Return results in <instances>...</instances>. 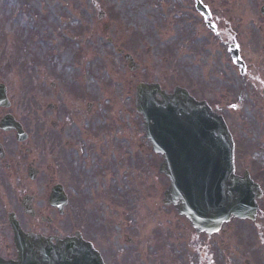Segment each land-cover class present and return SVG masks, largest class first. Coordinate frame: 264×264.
<instances>
[{
	"label": "rangeland",
	"instance_id": "obj_1",
	"mask_svg": "<svg viewBox=\"0 0 264 264\" xmlns=\"http://www.w3.org/2000/svg\"><path fill=\"white\" fill-rule=\"evenodd\" d=\"M192 1L0 0V84L10 103L0 118L11 114L41 146L36 203L52 220L41 233L79 231L114 264H133L124 254L140 262L151 258L143 264H154L163 251L179 256L182 236L188 240L192 232L162 206L168 186L158 173L162 158L152 152L135 112L134 89L141 82L186 88L207 102L229 128L237 171L255 182L264 176V0H201L208 20ZM120 50L139 65L137 72L128 71ZM70 93L75 97L67 105ZM9 140L0 133V142ZM68 165L79 179L71 218L45 204L49 178L65 186ZM1 186L6 217L11 207ZM21 189L28 194L16 184L12 194L21 197Z\"/></svg>",
	"mask_w": 264,
	"mask_h": 264
},
{
	"label": "water",
	"instance_id": "obj_2",
	"mask_svg": "<svg viewBox=\"0 0 264 264\" xmlns=\"http://www.w3.org/2000/svg\"><path fill=\"white\" fill-rule=\"evenodd\" d=\"M136 101L153 151L165 155L159 172L171 184L164 194L166 205H173L196 230L208 234L231 214L241 217L249 213L243 208L251 202L246 190L254 187L247 180L239 184L231 175L232 144L220 117L178 89L168 96L155 85H141ZM0 106L7 107L1 86ZM0 128L20 134L10 118ZM11 227L19 252L15 264H102L91 246L80 240H55L52 245L50 240L24 235L15 222L11 221Z\"/></svg>",
	"mask_w": 264,
	"mask_h": 264
},
{
	"label": "flooded vegetation",
	"instance_id": "obj_3",
	"mask_svg": "<svg viewBox=\"0 0 264 264\" xmlns=\"http://www.w3.org/2000/svg\"><path fill=\"white\" fill-rule=\"evenodd\" d=\"M41 124L37 123L33 126L37 133H39L38 129ZM8 135L14 136L15 134L10 133ZM38 145L28 138L23 143L11 139L9 143L0 146V152L4 155V159L0 160V186L2 183L3 186L1 187L7 190L8 205L12 207V210L20 211V215H16L19 225L25 232L32 234H40V231L44 232L45 227L49 231L52 225V220L48 216L47 218L43 216L37 204L39 203L37 196L40 190L39 179L41 175L35 161L39 147H41L39 143ZM29 170L33 171L31 178L37 176L34 180H31ZM243 174L244 172H235L237 176ZM257 183L259 191L254 218L231 219L213 236L199 235L192 231V235L188 237V240H185L186 237L182 236L180 252H177L179 256L174 257L173 252H166L163 253L167 255L164 260L155 261L154 264H264V178L258 179ZM15 184L22 185L28 194L23 196L24 190L21 189V198L13 195L11 188ZM49 184L51 186L54 184L52 177L49 178ZM49 184L46 190H49ZM67 190L69 195L67 194L66 208L68 209L69 218H71L72 211H75V206H78L77 201L75 202L70 195L72 192L77 193L78 191L77 180L72 175L67 178ZM23 197H26L27 203H22ZM23 207L29 209L30 215L23 212ZM49 209L47 211L55 212V210ZM2 212L0 199V260L14 261L17 259V252L13 245L12 232L7 218L5 222ZM3 221L4 223H2ZM47 236L51 235L47 234ZM112 254L114 256V253ZM124 256H128V258H125L127 261L139 264L135 254H124ZM105 259L103 258V260ZM150 260L145 259L144 262L140 263H148Z\"/></svg>",
	"mask_w": 264,
	"mask_h": 264
},
{
	"label": "bare ground",
	"instance_id": "obj_4",
	"mask_svg": "<svg viewBox=\"0 0 264 264\" xmlns=\"http://www.w3.org/2000/svg\"><path fill=\"white\" fill-rule=\"evenodd\" d=\"M76 122L77 123H81L82 122V118H79V119H77L76 120ZM111 136V135H110ZM108 139H102V140H100V145L102 146V145H104V142H106Z\"/></svg>",
	"mask_w": 264,
	"mask_h": 264
},
{
	"label": "snow or ice",
	"instance_id": "obj_5",
	"mask_svg": "<svg viewBox=\"0 0 264 264\" xmlns=\"http://www.w3.org/2000/svg\"><path fill=\"white\" fill-rule=\"evenodd\" d=\"M233 107H235V105H233Z\"/></svg>",
	"mask_w": 264,
	"mask_h": 264
}]
</instances>
